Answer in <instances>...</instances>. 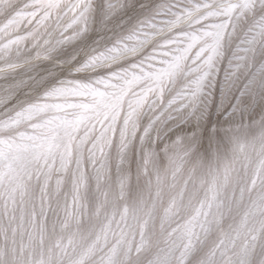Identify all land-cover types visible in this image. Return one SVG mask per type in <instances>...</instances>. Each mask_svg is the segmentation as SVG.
<instances>
[{"label":"snow or ice","instance_id":"obj_1","mask_svg":"<svg viewBox=\"0 0 264 264\" xmlns=\"http://www.w3.org/2000/svg\"><path fill=\"white\" fill-rule=\"evenodd\" d=\"M0 264H264V0H0Z\"/></svg>","mask_w":264,"mask_h":264}]
</instances>
